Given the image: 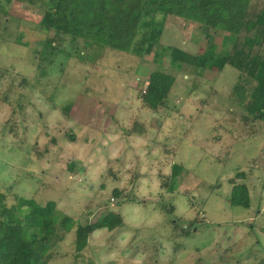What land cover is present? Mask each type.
<instances>
[{
	"label": "rangeland",
	"instance_id": "rangeland-1",
	"mask_svg": "<svg viewBox=\"0 0 264 264\" xmlns=\"http://www.w3.org/2000/svg\"><path fill=\"white\" fill-rule=\"evenodd\" d=\"M23 3L2 0L0 10V190L52 200L56 224L66 218L69 230L47 264H264V125L256 121L262 132L250 134L233 93L239 73L215 63L197 24L164 15L159 64L153 51L83 49L78 41L80 59L68 36L61 46L70 55L41 63L43 1ZM210 40L223 54L232 45L226 32ZM171 47L206 55L208 67L203 73L173 67ZM155 68L175 81L165 106L152 111L141 93ZM136 124L141 132L132 130ZM174 163L181 166L176 177ZM238 171L248 207L228 201L229 179ZM169 205L173 213L162 207ZM109 211L121 214L122 225L95 230L75 256V226Z\"/></svg>",
	"mask_w": 264,
	"mask_h": 264
},
{
	"label": "trees",
	"instance_id": "trees-1",
	"mask_svg": "<svg viewBox=\"0 0 264 264\" xmlns=\"http://www.w3.org/2000/svg\"><path fill=\"white\" fill-rule=\"evenodd\" d=\"M4 1L10 3L13 0ZM16 1L23 3V0ZM41 1L47 31L42 47L37 50L41 63H53L60 53L70 55L61 46L62 37L68 36L72 52L80 59H83V53L76 46L78 41L82 42L83 49L136 50L144 54L153 51L152 59L159 64L165 49L158 44L164 15L194 22L206 39L208 52H216L215 63L220 67L229 65L238 71L239 81L233 85V93L245 111L240 118L250 125V134L262 132L253 126L256 121L264 125V0H50L49 9L45 8L47 0ZM0 10L5 11L2 0ZM159 13H162L161 17L155 18ZM51 31L53 33L48 34ZM215 32H226L231 36L232 45L226 54L219 52L210 40ZM154 46L158 48L154 49ZM207 61L206 55L195 56L177 47L170 48V64L173 67L182 68L183 64H187L195 73H203L208 67ZM40 73L45 74L43 65ZM22 81L23 85L27 84L25 78ZM174 81V74L153 69L141 93L143 107L157 111L165 106ZM70 107L65 105L64 112ZM132 130L142 131L137 124ZM68 137L73 140V133ZM180 170L181 166L174 163L171 176L176 177ZM243 176L244 171H238L234 178L229 179L232 187L228 201L232 205L248 207V188L245 183L236 181L237 178L244 179ZM163 186H169L167 178ZM112 195L122 198L118 188L112 190ZM9 196L14 199L10 205L6 201ZM129 200L125 196L123 201ZM162 207L165 211L174 212L173 205L166 209ZM55 209L52 200L39 203L12 191L0 190V264H47L52 255L51 249L69 230L65 217L59 225L56 224ZM122 223L120 213L109 211L95 222L77 224L74 229V255L85 249L89 235L95 230H113ZM177 226L174 221L175 230ZM179 231L182 236L190 232L183 228Z\"/></svg>",
	"mask_w": 264,
	"mask_h": 264
},
{
	"label": "clouds",
	"instance_id": "clouds-1",
	"mask_svg": "<svg viewBox=\"0 0 264 264\" xmlns=\"http://www.w3.org/2000/svg\"><path fill=\"white\" fill-rule=\"evenodd\" d=\"M134 219H136V218L134 217Z\"/></svg>",
	"mask_w": 264,
	"mask_h": 264
}]
</instances>
